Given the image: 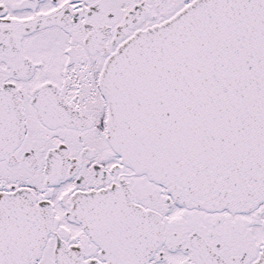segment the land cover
I'll return each instance as SVG.
<instances>
[{"label": "snow or ice", "instance_id": "6c2138e0", "mask_svg": "<svg viewBox=\"0 0 264 264\" xmlns=\"http://www.w3.org/2000/svg\"><path fill=\"white\" fill-rule=\"evenodd\" d=\"M0 264H264V0H0Z\"/></svg>", "mask_w": 264, "mask_h": 264}]
</instances>
